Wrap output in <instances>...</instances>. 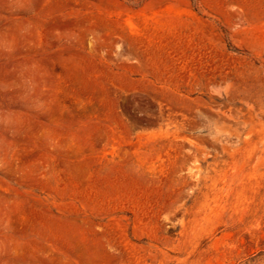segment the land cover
I'll list each match as a JSON object with an SVG mask.
<instances>
[{
    "label": "rangeland",
    "instance_id": "rangeland-1",
    "mask_svg": "<svg viewBox=\"0 0 264 264\" xmlns=\"http://www.w3.org/2000/svg\"><path fill=\"white\" fill-rule=\"evenodd\" d=\"M0 264H264V0H0Z\"/></svg>",
    "mask_w": 264,
    "mask_h": 264
}]
</instances>
